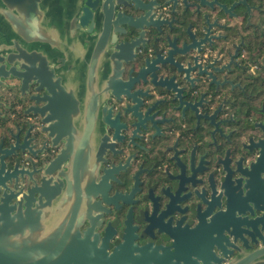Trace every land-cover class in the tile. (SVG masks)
<instances>
[{"label": "flooded vegetation", "instance_id": "1", "mask_svg": "<svg viewBox=\"0 0 264 264\" xmlns=\"http://www.w3.org/2000/svg\"><path fill=\"white\" fill-rule=\"evenodd\" d=\"M200 1L204 7L143 2L153 25L123 78L162 57L166 42L185 50L171 60L176 69H149L126 95L107 101L112 150L95 179L100 210L80 231L91 227L108 253L126 244L113 264H229L233 246L264 248L260 228L256 244L228 235L253 220L264 225V0ZM123 11L141 14L132 6ZM32 95L22 96L15 79L0 89V168L21 173L24 188L49 186L60 170L51 163L61 144L53 147L39 115L30 113L41 106ZM250 165L254 208L235 172ZM217 243L233 254L221 258Z\"/></svg>", "mask_w": 264, "mask_h": 264}, {"label": "water", "instance_id": "2", "mask_svg": "<svg viewBox=\"0 0 264 264\" xmlns=\"http://www.w3.org/2000/svg\"><path fill=\"white\" fill-rule=\"evenodd\" d=\"M53 1L0 0V89L15 79L22 96L33 92L29 99L41 106L30 108V113L39 115L53 147L61 144L51 163L60 170L49 186L42 182L19 187L21 173L0 168V264H113L127 245L108 253L105 246H98L91 227L80 231L83 221L91 223L100 210L95 179L112 150L105 130L113 121L107 101L126 95L134 80L149 69H176L171 60L185 47L166 42L162 57L145 60L124 79L125 66L133 62L135 50L145 42V30L153 25L142 4L158 0H62L58 17L53 15ZM187 1L204 7L200 0ZM129 6L141 14L125 13ZM134 34L129 41H119ZM251 166L246 173L235 170L245 178L247 196L253 194ZM261 194L264 198V180ZM250 199L254 208L253 196ZM250 223L240 234L233 229L228 235L234 242L256 244V234L261 238L258 228L264 232V225ZM232 250L237 254L229 264H264V248ZM217 252L221 258L233 254L219 243Z\"/></svg>", "mask_w": 264, "mask_h": 264}, {"label": "crops", "instance_id": "3", "mask_svg": "<svg viewBox=\"0 0 264 264\" xmlns=\"http://www.w3.org/2000/svg\"><path fill=\"white\" fill-rule=\"evenodd\" d=\"M52 5L53 15L58 17L59 11L63 8V2L62 0H54Z\"/></svg>", "mask_w": 264, "mask_h": 264}]
</instances>
